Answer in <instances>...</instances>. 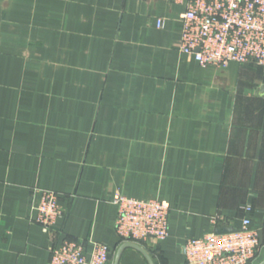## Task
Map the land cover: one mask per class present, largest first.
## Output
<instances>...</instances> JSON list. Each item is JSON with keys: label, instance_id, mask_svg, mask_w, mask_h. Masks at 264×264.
Wrapping results in <instances>:
<instances>
[{"label": "crops", "instance_id": "crops-1", "mask_svg": "<svg viewBox=\"0 0 264 264\" xmlns=\"http://www.w3.org/2000/svg\"><path fill=\"white\" fill-rule=\"evenodd\" d=\"M183 10L0 0V264H48L63 239L105 243L113 264L116 192L170 206L167 238L137 243L150 261L125 247L118 264H185L187 238L244 217L264 262V70L188 58ZM42 190L63 208L51 232L34 222Z\"/></svg>", "mask_w": 264, "mask_h": 264}, {"label": "built area", "instance_id": "built-area-1", "mask_svg": "<svg viewBox=\"0 0 264 264\" xmlns=\"http://www.w3.org/2000/svg\"><path fill=\"white\" fill-rule=\"evenodd\" d=\"M184 6L179 16V50L202 66L231 62L264 67V0H159ZM163 20H156L162 27ZM115 230L121 241L165 240L169 234L168 203L114 194ZM250 208L246 207L248 211ZM34 222L51 232L63 216L59 195L42 190ZM231 228L230 231H223ZM217 228L181 245L185 264H253L260 248L249 217L239 227ZM48 264H110V247L92 239H63L50 249Z\"/></svg>", "mask_w": 264, "mask_h": 264}, {"label": "water", "instance_id": "water-1", "mask_svg": "<svg viewBox=\"0 0 264 264\" xmlns=\"http://www.w3.org/2000/svg\"><path fill=\"white\" fill-rule=\"evenodd\" d=\"M230 230H232V229L231 228H225V230H223V231H230ZM125 247H132V248H135V249L141 251L148 258V260L150 261L146 251L140 245H138L137 243H133V242H125L123 245H121L118 248V250L116 252V255L114 257V260H113V264H118V259H119L120 252ZM263 263L264 262H262L260 264H263Z\"/></svg>", "mask_w": 264, "mask_h": 264}, {"label": "rangeland", "instance_id": "rangeland-1", "mask_svg": "<svg viewBox=\"0 0 264 264\" xmlns=\"http://www.w3.org/2000/svg\"><path fill=\"white\" fill-rule=\"evenodd\" d=\"M202 66V65H201ZM224 67V66H223ZM258 67H260V66H258ZM260 68H262L263 70H264V67H260Z\"/></svg>", "mask_w": 264, "mask_h": 264}]
</instances>
